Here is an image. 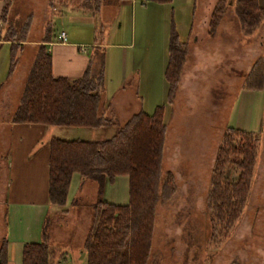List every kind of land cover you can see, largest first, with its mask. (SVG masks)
Returning a JSON list of instances; mask_svg holds the SVG:
<instances>
[{"label": "rangeland", "instance_id": "374dc122", "mask_svg": "<svg viewBox=\"0 0 264 264\" xmlns=\"http://www.w3.org/2000/svg\"><path fill=\"white\" fill-rule=\"evenodd\" d=\"M139 1H135L133 9L129 4L125 6L122 0H101L99 11L93 14L95 28H89L68 18L70 6L80 4L81 0H11L6 21L0 25L1 34L7 25L19 30L26 18L31 16L26 37L19 42L26 43L14 63L16 67L11 83L16 86V82L21 81L24 85V76L48 23H51L50 35L53 36L63 30L68 40L73 37L125 44L126 65L129 68L136 61L130 60L131 55L143 50V41L148 39L149 42L151 36L157 40L161 38L158 56L159 59L164 57L162 36L166 31L167 37L171 18L178 40L186 42L180 76L171 104L166 105L163 94L159 101H150L148 112L154 109L153 104L163 105L165 134L161 172L172 170L179 178L171 172L175 191L170 198L158 201L154 207L147 264H151L152 255L158 256L156 264H256L260 259L257 249L264 245V213L253 220L250 234V192L238 220L226 237L217 243L210 242L208 238L210 222L204 197L216 146L222 131L233 122L229 120V115L246 74L240 72L248 64L246 56L250 57L251 52L255 54L254 59L264 56V36L260 35L264 19L251 34H243L233 5L226 6L210 35L207 32L208 19L216 0H171L169 4L151 2L141 7ZM258 3L264 7V0H258ZM8 51L7 46L0 48V74L3 79L9 67ZM121 52V49L111 46L93 50V65L102 53H106L110 66L118 68ZM190 65L195 68L194 78L183 84V69ZM114 85L106 86L100 101V107L110 104L104 109L108 117H114L118 124H122L142 106L146 110L148 101L136 98L134 78L122 89H116ZM21 89L17 95L13 89L11 99L19 97ZM113 133V128L62 127L55 134L64 140H99L109 138ZM79 193L74 206L50 205L45 233L48 243L62 252L56 256V264H83L80 247L90 223V204L96 199L95 182L86 180ZM201 195L204 196L202 204L199 200Z\"/></svg>", "mask_w": 264, "mask_h": 264}, {"label": "trees", "instance_id": "16d2710c", "mask_svg": "<svg viewBox=\"0 0 264 264\" xmlns=\"http://www.w3.org/2000/svg\"><path fill=\"white\" fill-rule=\"evenodd\" d=\"M169 4L171 0H148ZM101 0H81L79 8L95 14ZM11 0H3L0 22L5 23ZM233 12L243 34H251L264 19V7L258 0H216L207 32L211 35L226 6ZM171 19V18H170ZM169 19L167 59L163 72L166 83L165 103L171 104L184 58L185 41L178 40ZM31 16L19 30L7 25L0 41L9 45V67L15 63L18 44L26 37ZM46 25L26 74L11 121L67 128H113L114 133L99 140H48V205L64 206L72 174L96 184V199L90 204V223L80 250L84 264H147L154 222V207L175 191L171 172H161L165 124L163 105L151 113L142 110L131 114L122 124L105 115L100 107L103 74H90L89 65L78 78L54 77L44 43L50 38ZM264 86V56L251 63L241 89L260 90ZM259 138L255 134L226 127L215 149L204 197L210 222L208 238L217 243L238 220L250 192ZM228 166L231 167L228 169ZM127 177V201L113 204L102 199L103 187L116 176ZM76 199L72 200L74 206ZM47 223L44 221L43 230ZM46 233L39 242L24 243L20 264H56L55 249L48 244ZM58 260V259H57ZM0 264H6V244L0 242ZM230 264H238L231 262Z\"/></svg>", "mask_w": 264, "mask_h": 264}, {"label": "crops", "instance_id": "0c3cea01", "mask_svg": "<svg viewBox=\"0 0 264 264\" xmlns=\"http://www.w3.org/2000/svg\"><path fill=\"white\" fill-rule=\"evenodd\" d=\"M69 1L72 2V0ZM135 1L122 0L125 6L129 4L133 9H135ZM151 2L140 0L139 4L141 7V5L150 4ZM2 6L3 0H0V13ZM70 8L68 18L71 22L95 28L96 21L94 15L81 11L79 4H76V6L72 5ZM260 28V35L263 37L264 22ZM61 31L64 32L63 30ZM59 33L57 36L51 34L49 41L44 43L45 50L50 58V72L54 77L78 78L82 75L86 66L89 65L90 74L93 76L97 74L99 69H102L103 82L100 101L107 85L115 84L114 87L116 89H122L123 85L128 83L132 78L135 79L136 90L140 94L138 96L139 94L136 91V98L139 101H148L146 110L143 106L140 108L143 112L149 113L148 106L150 101H159L163 97V94V98L165 99L166 83L163 72L167 59L166 31L164 36H162L164 57L159 59L158 56L160 53L158 46L161 45V38L157 40L151 36L152 39H149V42L148 39L144 41L142 39L144 48L136 54L131 55L130 60L136 61L129 68L126 65L127 52L124 49L127 47L125 44H107L105 42H95L93 39L81 40L73 37L68 40L65 32V41L61 42L59 41ZM24 43L19 44L15 62L22 53V45ZM2 46H7L9 50L8 42L0 41V48ZM105 46L122 50L121 65L118 68L117 66H110L108 54L106 53H102L96 64L93 65L94 58L91 53L93 50L98 51ZM87 47L89 50H86ZM251 53L250 57L249 55L246 56L248 64L245 69H243L244 67L242 68L241 73H246L254 60L255 54L254 52ZM160 62H163V65H160ZM136 63L137 66H134ZM191 66L183 69L181 77L183 84L192 81L194 78L193 70L195 68H191ZM15 67L16 65L14 64L12 70L6 73L4 79L1 78L0 74V242L4 240L6 244V264H20L22 245L24 243L39 242L43 239V233H45L43 225L50 210V205H48L46 199L48 140L51 137L58 138L55 134L56 130L62 128L11 121L12 114L20 97V95L19 97L14 96L11 99L12 91L15 89V95H17V91L23 87L21 81L16 82V86L11 83ZM196 70L199 69L196 68ZM24 77L26 78V76ZM236 96L237 100L229 115V120L233 121L231 126L249 131L259 138L250 184L251 234L253 220L258 215L264 213V86L260 90L239 89ZM154 105L152 107L156 106ZM104 106L110 107V104L107 103ZM170 171L176 178H179L178 174H175L176 172ZM85 182L86 180L81 179L76 173L72 174L65 206L71 207L72 200L77 199V196L80 195V188ZM203 197L201 195L199 199L201 204ZM102 199L113 204H125L127 201V177L116 176L111 183H106L103 187ZM50 246L55 249L56 256L61 255L62 252L59 251L58 247L52 244ZM257 250L260 253V259L256 264H264V245ZM157 257L152 255L150 263L156 264Z\"/></svg>", "mask_w": 264, "mask_h": 264}, {"label": "built area", "instance_id": "2783aa9c", "mask_svg": "<svg viewBox=\"0 0 264 264\" xmlns=\"http://www.w3.org/2000/svg\"><path fill=\"white\" fill-rule=\"evenodd\" d=\"M59 41L61 42L65 41V34L62 31L59 33Z\"/></svg>", "mask_w": 264, "mask_h": 264}]
</instances>
